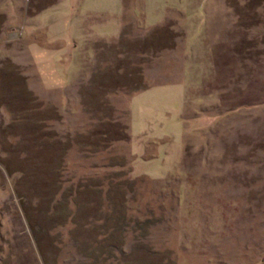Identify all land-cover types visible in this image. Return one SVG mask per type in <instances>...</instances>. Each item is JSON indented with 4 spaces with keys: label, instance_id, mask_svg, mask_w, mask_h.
<instances>
[{
    "label": "rangeland",
    "instance_id": "374dc122",
    "mask_svg": "<svg viewBox=\"0 0 264 264\" xmlns=\"http://www.w3.org/2000/svg\"><path fill=\"white\" fill-rule=\"evenodd\" d=\"M0 264H264V0H0Z\"/></svg>",
    "mask_w": 264,
    "mask_h": 264
}]
</instances>
